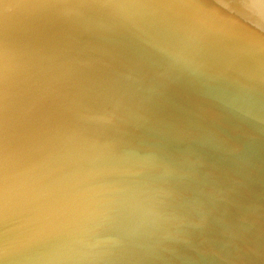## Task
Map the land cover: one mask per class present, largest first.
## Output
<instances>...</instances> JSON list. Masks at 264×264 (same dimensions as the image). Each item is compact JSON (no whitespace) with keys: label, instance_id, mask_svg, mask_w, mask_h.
I'll return each instance as SVG.
<instances>
[{"label":"water","instance_id":"95a60500","mask_svg":"<svg viewBox=\"0 0 264 264\" xmlns=\"http://www.w3.org/2000/svg\"><path fill=\"white\" fill-rule=\"evenodd\" d=\"M0 264H264V0H0Z\"/></svg>","mask_w":264,"mask_h":264}]
</instances>
